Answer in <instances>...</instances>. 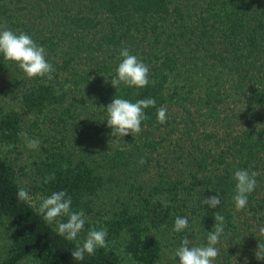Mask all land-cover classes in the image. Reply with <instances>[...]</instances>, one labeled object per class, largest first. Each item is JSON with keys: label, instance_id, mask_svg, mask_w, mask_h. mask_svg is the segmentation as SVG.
<instances>
[{"label": "trees", "instance_id": "1", "mask_svg": "<svg viewBox=\"0 0 264 264\" xmlns=\"http://www.w3.org/2000/svg\"><path fill=\"white\" fill-rule=\"evenodd\" d=\"M5 26L43 46L55 71L29 79L0 54V264H179L185 236L207 245L215 212L225 217L215 264H255L264 244V0H0ZM122 48L149 66L147 87L106 82ZM115 96L156 100L135 137L107 126ZM237 169L257 173L241 211ZM20 188L29 201L18 203ZM59 191L86 217L74 241L39 211ZM218 193L217 208L204 204ZM177 216L189 219L184 232L173 230ZM90 229H106L108 247L75 261Z\"/></svg>", "mask_w": 264, "mask_h": 264}, {"label": "clouds", "instance_id": "2", "mask_svg": "<svg viewBox=\"0 0 264 264\" xmlns=\"http://www.w3.org/2000/svg\"><path fill=\"white\" fill-rule=\"evenodd\" d=\"M0 54L6 61L14 62L29 79H53L52 73L55 71L52 63L47 59L46 49L39 45L27 33H15L5 26L0 30ZM122 57L116 69V76L110 81L111 85L118 90L121 84L128 87L145 88L151 81L150 68L139 57L130 53L128 48L120 50ZM69 87L65 85V89ZM57 94L59 90H57ZM156 107L154 98L140 99L131 102L128 99L115 96L113 101L107 106V126L112 129V135L119 134L133 137L143 131L141 124L148 119L145 109ZM157 120L164 124L167 122V109L164 106L157 108ZM24 138L27 148L37 149L39 141L28 137L27 133L20 134ZM140 165L146 163L144 158L139 161ZM257 173L249 172L244 169H237L234 172L236 195L233 197L237 211L244 210L248 204V196L253 193L257 187ZM54 179V174L45 177L44 182L48 183ZM16 198L18 203L29 201L31 198L29 192L20 188L17 191ZM204 204L212 209L221 204L219 193L210 198L204 199ZM72 200L65 191L53 192L50 196L44 198L40 204L39 211L43 214L44 220L49 223H55L57 233L68 241H74L84 230L86 217L83 211H73L71 208ZM67 217L66 222L60 219ZM214 231L207 235L206 246H193L192 241L185 236L181 246L175 250V257H179V264H215L219 256V250L216 247L220 243V238L225 234V217L221 212H215ZM189 227V219L185 216L175 218V232H184ZM261 235H264V227L259 229ZM107 230L90 229L82 245H78L72 251V257L75 261H83L85 254L94 255L98 248H107ZM258 260H264V244L259 243L255 252Z\"/></svg>", "mask_w": 264, "mask_h": 264}, {"label": "rangeland", "instance_id": "3", "mask_svg": "<svg viewBox=\"0 0 264 264\" xmlns=\"http://www.w3.org/2000/svg\"><path fill=\"white\" fill-rule=\"evenodd\" d=\"M261 261H263V260H258L256 257L254 259L255 264H257V262H260L261 263Z\"/></svg>", "mask_w": 264, "mask_h": 264}]
</instances>
